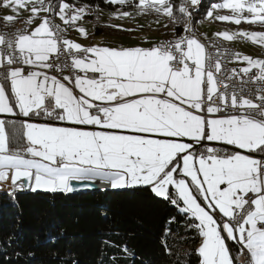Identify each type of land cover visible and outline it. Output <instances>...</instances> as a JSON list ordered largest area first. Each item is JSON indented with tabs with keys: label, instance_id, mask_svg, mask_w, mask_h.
I'll return each mask as SVG.
<instances>
[{
	"label": "snow or ice",
	"instance_id": "6c2138e0",
	"mask_svg": "<svg viewBox=\"0 0 264 264\" xmlns=\"http://www.w3.org/2000/svg\"><path fill=\"white\" fill-rule=\"evenodd\" d=\"M103 2L115 8L110 19L152 16L173 38L85 45L69 33L89 40L84 24L99 23V4L0 0V214L12 213L0 264H85L62 227L26 243L29 192L103 194L88 264H189L192 252L174 247L191 232L198 264H264V58L223 47H264V31L198 35L205 22L264 28V0ZM126 194L175 210L157 237L169 260L145 258L116 219L107 198Z\"/></svg>",
	"mask_w": 264,
	"mask_h": 264
},
{
	"label": "trees",
	"instance_id": "16d2710c",
	"mask_svg": "<svg viewBox=\"0 0 264 264\" xmlns=\"http://www.w3.org/2000/svg\"><path fill=\"white\" fill-rule=\"evenodd\" d=\"M87 2L99 4L103 11L115 10L113 6L104 4L103 0H87ZM204 2L207 4L209 0H204ZM87 19L91 20L92 18ZM106 25L108 24L103 23L102 13H100V20L94 28V34L102 36L108 33L126 32ZM166 32L168 38H173L171 29H167ZM105 202L103 194L97 193L78 196L73 200H66L62 197L53 199L52 196L43 193L34 194L29 192L22 194L20 197L22 209L21 229L26 243L30 244L34 235L50 227H62L66 230L69 241L79 247L85 264H88V261L95 254L99 239L96 234L98 221L91 209L94 205ZM107 203L117 213L116 219L121 226L136 234V239L133 242L145 258L156 261L170 259L168 256L161 257L159 255L160 249L158 248L157 237L165 224L166 218L176 215L174 209L170 210L164 206H152L140 194L109 196ZM11 217V212L0 214V232H7L10 229L12 225ZM178 219L180 218L178 217ZM173 227L176 226L173 225ZM181 234L184 235L183 229H181ZM198 244L199 239L196 233L191 232L186 235L185 240L177 243L174 252H182L186 249L192 252V255L188 258L189 264H198L199 258L193 251Z\"/></svg>",
	"mask_w": 264,
	"mask_h": 264
},
{
	"label": "crops",
	"instance_id": "0c3cea01",
	"mask_svg": "<svg viewBox=\"0 0 264 264\" xmlns=\"http://www.w3.org/2000/svg\"><path fill=\"white\" fill-rule=\"evenodd\" d=\"M115 11V10H114ZM110 11H102V16L103 18H109V13ZM113 12V11H111ZM4 14V11L0 10V16ZM132 24L134 23L135 20H128ZM105 23V22H103ZM108 25H116L112 21H107ZM119 25L122 26L124 29H136L140 28V30L134 31V32H114V33H108L106 35L102 36H96L94 34V23L93 22H85L84 26L88 29L91 38L89 40H82L78 38V35L75 32H70L69 38L73 40H77V42L83 43L85 45L88 44H97V45H106V46H111V47H116V46H141V47H149L150 43H144L142 38H147L149 41H155L159 42L160 40H164L168 38L167 34V29L161 28L159 30H156L157 32L154 33L148 28V31L144 33V30L141 26H135V25ZM144 33L143 35L141 34ZM166 35V36H165ZM162 37V38H160ZM232 46V45H231ZM239 46V47H238ZM238 46H232L236 50V52H239V48H241L240 45ZM0 118H5V117H0ZM6 119H12V118H6ZM15 119H23V118H15Z\"/></svg>",
	"mask_w": 264,
	"mask_h": 264
},
{
	"label": "rangeland",
	"instance_id": "374dc122",
	"mask_svg": "<svg viewBox=\"0 0 264 264\" xmlns=\"http://www.w3.org/2000/svg\"><path fill=\"white\" fill-rule=\"evenodd\" d=\"M109 13H111V11ZM154 19L155 18L152 16L138 17L137 19H135L134 23L132 24L131 22L128 21V19L118 20V19H110V18L104 17L103 22L107 23V21H112L116 25H123V26H127V25L132 24L135 26H141L143 29H145L144 33H146L148 31V28L151 31H153L154 33H156L157 32L156 30L163 28V26H162V24L157 26L154 23ZM57 22H59V21H57ZM149 25H151V27H149ZM237 28H239L241 30H247V31H264V28H261L259 26H251L248 24H241L239 26H236V25H229L227 23H222V22H216V23H212V24L205 22L202 26L199 27L198 35L200 33L206 32V33H208L209 36H212L213 33L218 32V31H225V30L235 31V30H237ZM144 33L141 32L142 35ZM160 38H162V37H160ZM166 39H170V38H166ZM154 42H156V41H154ZM225 43L227 45H230V46L231 45L232 46L233 45L234 46L242 45L241 48H239V52L242 54L250 55L253 58H261L262 56H264V47H261L259 45H253L251 42L236 40V41L225 42ZM150 45H149V47H150Z\"/></svg>",
	"mask_w": 264,
	"mask_h": 264
},
{
	"label": "bare ground",
	"instance_id": "6f19581e",
	"mask_svg": "<svg viewBox=\"0 0 264 264\" xmlns=\"http://www.w3.org/2000/svg\"><path fill=\"white\" fill-rule=\"evenodd\" d=\"M18 27H23V24H19ZM0 29H4L2 23H0ZM165 40H166V39H165ZM223 47H224V48H227V49H230V50H232V51H234V52H236V50L234 49V47H232V46H230V45H227L225 42H223Z\"/></svg>",
	"mask_w": 264,
	"mask_h": 264
},
{
	"label": "built area",
	"instance_id": "2783aa9c",
	"mask_svg": "<svg viewBox=\"0 0 264 264\" xmlns=\"http://www.w3.org/2000/svg\"><path fill=\"white\" fill-rule=\"evenodd\" d=\"M17 27H18V25H17ZM2 31H4V29H0V32H2ZM150 46H151V45H150ZM261 58H264V56H262ZM226 66H227L228 68H232V67H236L237 65L234 64V63H228Z\"/></svg>",
	"mask_w": 264,
	"mask_h": 264
},
{
	"label": "water",
	"instance_id": "95a60500",
	"mask_svg": "<svg viewBox=\"0 0 264 264\" xmlns=\"http://www.w3.org/2000/svg\"><path fill=\"white\" fill-rule=\"evenodd\" d=\"M38 122H42V121H38Z\"/></svg>",
	"mask_w": 264,
	"mask_h": 264
}]
</instances>
